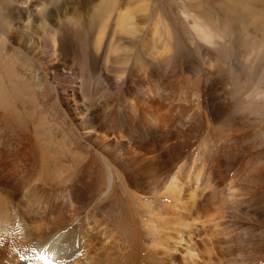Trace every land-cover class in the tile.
Instances as JSON below:
<instances>
[{"label":"bare ground","instance_id":"bare-ground-1","mask_svg":"<svg viewBox=\"0 0 264 264\" xmlns=\"http://www.w3.org/2000/svg\"><path fill=\"white\" fill-rule=\"evenodd\" d=\"M67 18L41 32L44 56L59 55V36L46 33L63 32ZM149 39L159 63L169 50ZM67 62L52 67L65 78L52 130L27 106L45 73L0 61V264H264L253 257L264 240V87L253 97L246 76L211 55L201 82L185 68L162 76L138 64L97 100ZM224 234L240 257L220 253Z\"/></svg>","mask_w":264,"mask_h":264},{"label":"rangeland","instance_id":"rangeland-1","mask_svg":"<svg viewBox=\"0 0 264 264\" xmlns=\"http://www.w3.org/2000/svg\"><path fill=\"white\" fill-rule=\"evenodd\" d=\"M148 4H151L149 8L144 9ZM125 14L131 21L134 17V24L117 29V22ZM61 16L69 17L71 26L63 27L60 33L54 28L47 30L46 35L59 36L60 45L59 55L51 52L46 57L42 54L41 32ZM136 26L142 28L137 37L131 28ZM198 28L214 33L212 41L200 38ZM151 37L159 38V53L169 50L159 63L146 53L145 46L149 47ZM211 55L223 63L231 62L236 73H243L255 97L258 88L264 87V0H0V61L6 65L17 64L27 77L31 76L30 67L34 66L41 80L40 68L48 80L49 86L45 84L34 93L37 103H27L37 116V128L47 127L46 121L56 130L53 125L62 119L65 111L54 95L59 91V82L65 78L52 70L54 63L68 61L69 66L76 65L85 86L84 94L107 101L120 91V86L138 64L142 71L151 69L162 76L185 68L188 76L201 82L207 72L205 61ZM170 56L175 58L169 60ZM117 63L122 65L121 69ZM126 65H129L128 74L124 70ZM124 73V80L117 83ZM76 208L70 220L79 223L85 214ZM216 241V245L224 249H220V253H225V257H240L230 251V245L226 246L227 234L217 237ZM220 241H227L224 245L230 252ZM253 257H264V240Z\"/></svg>","mask_w":264,"mask_h":264}]
</instances>
